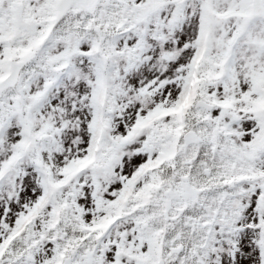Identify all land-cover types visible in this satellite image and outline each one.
Listing matches in <instances>:
<instances>
[{
	"label": "snow or ice",
	"instance_id": "snow-or-ice-1",
	"mask_svg": "<svg viewBox=\"0 0 264 264\" xmlns=\"http://www.w3.org/2000/svg\"><path fill=\"white\" fill-rule=\"evenodd\" d=\"M0 264H264V0H0Z\"/></svg>",
	"mask_w": 264,
	"mask_h": 264
}]
</instances>
